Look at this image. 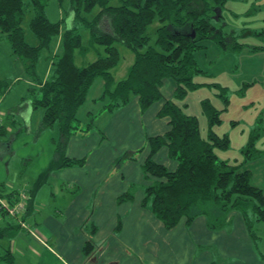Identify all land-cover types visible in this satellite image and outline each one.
Masks as SVG:
<instances>
[{
	"label": "trees",
	"instance_id": "16d2710c",
	"mask_svg": "<svg viewBox=\"0 0 264 264\" xmlns=\"http://www.w3.org/2000/svg\"><path fill=\"white\" fill-rule=\"evenodd\" d=\"M227 0H70L68 15L73 23L50 21L45 14L46 0H0V32L8 42L13 56L27 62L26 71L35 86L25 100L42 110L39 129L58 131L55 165L67 166L76 161L66 159L62 151L73 130L77 127V114L87 99L96 80L103 81L98 101L102 111L112 112L138 98L141 111L163 99L161 87L167 79L174 85L172 97L165 99L158 117H166L169 129L163 135L148 138L149 155L142 172L154 180L145 187L144 205H149L153 215L166 229L174 228L182 219L189 224L198 216L206 217L210 230L225 226L231 211L242 215L252 232L254 224L264 222V197L262 190L251 184V174L243 165L261 156L255 141L263 134L259 118L251 130L248 141L241 148L242 163L219 160L215 149H226V136L218 137L213 127L220 123V110L209 99L200 101L201 112L207 121V134L200 136L198 120L186 113L184 100L190 91L203 86L213 88L226 109L227 89L219 83H198L196 77L211 75L199 66L195 53L204 48V40L215 42L222 52H235L247 47L250 52L264 51V30H248L249 36L261 41V46H247L237 42L240 34L222 28L221 15ZM32 16L29 28L37 44L26 42L21 23L25 13ZM90 15V16H89ZM89 16V17H87ZM157 20L156 29L148 27ZM62 25H64L62 29ZM245 30V29H244ZM247 30V29H246ZM82 31H87L86 44ZM192 32L195 36L192 37ZM59 37V53L53 55L51 70L40 79L35 66L43 49ZM117 44L128 49L133 62L124 78L115 80L112 70L119 64L121 55ZM94 51L95 59L83 66L75 63V52L86 55ZM12 86L1 81L0 96ZM90 125V123H88ZM166 146L168 157L176 162L174 171L153 160L157 151ZM17 190L0 195L12 204ZM29 200V199H28ZM9 225L0 228V240L10 229L17 228L14 221L4 217ZM12 222V223H10ZM90 245L84 248L88 253ZM0 262L12 264L8 249L0 253Z\"/></svg>",
	"mask_w": 264,
	"mask_h": 264
},
{
	"label": "crops",
	"instance_id": "0c3cea01",
	"mask_svg": "<svg viewBox=\"0 0 264 264\" xmlns=\"http://www.w3.org/2000/svg\"><path fill=\"white\" fill-rule=\"evenodd\" d=\"M241 23L248 26V22ZM247 37L255 42L254 46L263 44ZM244 41L247 39L239 40L247 45ZM129 54V65L120 70L117 80L125 77L133 62V55ZM255 58L261 61L258 66L262 72L264 52H258ZM94 84L95 96L88 97L89 90L83 104L90 101L94 112L87 110L82 116L86 117L85 127L77 115V127L62 151L75 164L54 165L59 158L58 131L40 130L39 121L33 129L36 125H31L33 107L29 101L23 100L19 110L10 112L9 125H1L0 186L6 191L16 190L13 181L19 179L22 183L19 186L27 188L29 200L22 219L39 238L17 228L8 230L3 238L9 234L12 238L0 248L11 252L13 263L16 259H26L29 264H264V222L254 224L250 232L240 212L234 210L227 214L225 226L219 230H210L204 216L196 217L189 224L182 219L174 228L166 229L149 205L143 204L145 187L154 180L151 176L145 178L142 172L149 155L147 141L169 129L168 118L158 117L157 112L164 100L172 97L173 82L165 80L161 87L163 99L144 111L134 96L127 105L112 112L102 111L103 104L97 100L103 81L99 79ZM200 95L204 97V93ZM188 109L186 104V113L197 118L200 136L205 138L206 132H201V126L206 118L201 108ZM4 116L0 111V117ZM18 119L24 122L19 132L14 130ZM24 130L28 134L37 130V139L34 143L27 140L22 148L26 150L24 156L20 154L16 158L18 177H11L12 185L5 186L9 172H6L8 164L4 162L7 158L3 152L8 149L11 152L6 153H16V137ZM257 149L262 152L261 156L242 168L250 172L251 184L260 188L264 197V138ZM152 158L169 171L176 168L166 146ZM226 160L240 164L243 158L240 155ZM0 221V228L9 225L2 218ZM87 244L90 250L85 254Z\"/></svg>",
	"mask_w": 264,
	"mask_h": 264
},
{
	"label": "rangeland",
	"instance_id": "374dc122",
	"mask_svg": "<svg viewBox=\"0 0 264 264\" xmlns=\"http://www.w3.org/2000/svg\"><path fill=\"white\" fill-rule=\"evenodd\" d=\"M69 5L70 0H46L45 14L52 22H59V20L64 18L66 24L71 25L73 23L71 15L67 14ZM31 16V12L27 11L25 13L21 27L24 31L26 42L35 46L37 44V40L29 28ZM221 18V24L218 23L217 25L222 26L224 31H234L236 33L235 35L240 34L242 39H247V41L244 42L247 43L248 46V44L252 41L247 37L250 33L248 29L257 32L264 30V0H227L224 3ZM242 18L244 19L240 20ZM241 21L248 22V26L246 27L243 25ZM156 26L157 20H155L148 27V31L152 33L156 29ZM63 27L64 25H62V29ZM82 36L83 43L86 44L88 32L82 31ZM241 38L237 39L238 43H240L239 40ZM252 38L254 39V37ZM201 44L204 48L195 53V59L199 66L208 72L211 77H196L194 78V81L198 83L213 81L219 83L223 87H226L228 103L226 109H224L221 100L216 96V91L213 88H208L206 86H203L195 91L188 92L184 103L189 106L188 111H195V107H198L200 110V101L207 98L215 105V108L220 110V123L215 125L212 129L218 137H227L228 147L226 149H215V154L219 160L237 158L241 155V148L247 143L249 134L259 118L262 122L263 134L254 142L255 147L257 148L259 144L263 143L264 68L261 72V69L258 66L261 65V61L257 62L255 55H257L258 52L264 51L250 52L247 47H243L235 52H222L218 45L211 40H204ZM253 44H255L254 41H252L249 46H254ZM117 47L119 49L121 59L118 66L112 70L114 71L112 74L115 80L119 78L120 70H124L123 67L125 69L128 67V58L129 55H131L129 54L130 52L121 45L117 44ZM123 49L127 52H124ZM60 50L61 47L59 46V37H56L52 40L48 49H43L41 51V55L35 66V73L40 79L47 77L51 70V61L54 58L53 55L59 53ZM124 53L127 54L124 55ZM95 56L94 51H90L86 55H79L75 52V63L78 66H83L88 62L93 61ZM262 64L264 66V62ZM27 65L26 61L16 59L13 56L8 42L0 32V84L2 81V83L6 82V86H12L6 94L0 96V99L2 100V103H0V111L5 113L4 117H0V121L2 122V124L0 122V129H2V126L5 127L10 124V117L8 116L10 112L19 110L21 106L20 103H22L27 97H32L29 93L31 87L35 86V84H33L26 71ZM35 87L38 88V86ZM95 93L96 86H93L90 89L88 97H94ZM200 93H204V97L200 98ZM92 106V103L88 101L77 114L84 127L86 125V117L82 116L86 114L87 110L94 112ZM41 117L42 110L40 108L32 109L31 125H36L33 129L37 128V122H40ZM17 122L18 123L15 124L14 130L19 132L18 128L20 126H24V122L22 119H18ZM36 131L33 133H31V131L28 134L27 130H24L19 137H16V153H6L11 151L8 149L4 150V156L7 158L4 162L8 164L6 172H9V175L5 180V186H8L6 183H10L9 180L11 177H14L15 175L18 177L17 165L15 164L17 162L16 158L20 154L24 156L26 150L22 148L27 145L28 139H30V143H34V140L37 139ZM201 132H206L207 134L206 119L204 125L202 124L201 126ZM13 148L15 149V146ZM11 154H13V156H10ZM53 163L55 165V162ZM19 185H22V183H19V179L13 181L12 186L17 187L15 188L17 191L27 190L25 186L20 187ZM1 192H5L2 186H0V193ZM7 220L5 219L3 221ZM11 238L12 236L9 234V236L1 239L0 247L7 244ZM3 250L4 248H0V253H3ZM0 264H3V262H0ZM12 264H29V261L26 259H16V262Z\"/></svg>",
	"mask_w": 264,
	"mask_h": 264
},
{
	"label": "built area",
	"instance_id": "2783aa9c",
	"mask_svg": "<svg viewBox=\"0 0 264 264\" xmlns=\"http://www.w3.org/2000/svg\"><path fill=\"white\" fill-rule=\"evenodd\" d=\"M28 199L29 195L26 190H18L16 192V200L12 204L0 195V218L7 217L11 219L19 226L21 231L39 239L35 231L22 219V215L26 211ZM42 243L44 244V242Z\"/></svg>",
	"mask_w": 264,
	"mask_h": 264
},
{
	"label": "water",
	"instance_id": "95a60500",
	"mask_svg": "<svg viewBox=\"0 0 264 264\" xmlns=\"http://www.w3.org/2000/svg\"><path fill=\"white\" fill-rule=\"evenodd\" d=\"M221 15V13H220V11L219 10H217L216 11V15L214 16V19L215 20H217L218 19V17ZM192 37H194L195 36V33L194 32H192V35H191Z\"/></svg>",
	"mask_w": 264,
	"mask_h": 264
}]
</instances>
